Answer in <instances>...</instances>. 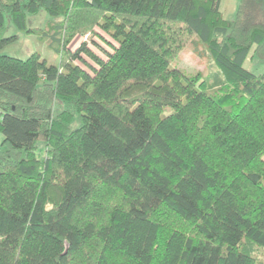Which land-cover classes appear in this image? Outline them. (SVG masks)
<instances>
[{
    "label": "trees",
    "instance_id": "16d2710c",
    "mask_svg": "<svg viewBox=\"0 0 264 264\" xmlns=\"http://www.w3.org/2000/svg\"><path fill=\"white\" fill-rule=\"evenodd\" d=\"M220 3L0 0L58 60L0 54V264H264V0Z\"/></svg>",
    "mask_w": 264,
    "mask_h": 264
},
{
    "label": "rangeland",
    "instance_id": "374dc122",
    "mask_svg": "<svg viewBox=\"0 0 264 264\" xmlns=\"http://www.w3.org/2000/svg\"><path fill=\"white\" fill-rule=\"evenodd\" d=\"M220 4V9L223 13L224 18L232 19L235 13L236 0H221ZM47 19H49L48 14H46L45 11H40L35 15H28L26 25L28 28H41L44 26ZM4 25L6 28V35L18 34L19 36L16 41L2 48L0 50V54L19 59H26L33 52L39 51L42 56L48 60V62L55 64L58 63L57 58L53 55V51L47 50L46 46L44 44H41L38 40V36H36L35 34H27L25 32L18 31L13 25L9 15H6L4 17ZM95 31H98L96 27L93 31L82 30L78 32L77 35L73 38V40L70 42L69 47L75 48L82 42L89 44L92 41H96V43H98L101 47H104L107 51H109V47L102 39L97 36L95 38ZM86 34L92 35L91 40H88L87 38L89 42H87V40L84 38V35ZM100 36H102L104 40L109 39L101 31ZM90 45L94 48V51L99 54L98 49L93 46V44H89V46ZM205 65L206 62L201 60L200 57L193 55L191 47L188 46L184 50H182L179 57L174 61V63L170 64V67L181 68L188 73H196L197 71L203 70V67ZM244 68L255 74H259L261 72H264V62H250L249 60H246L244 63ZM1 140L2 135L0 134V142ZM259 257L264 258V251H261Z\"/></svg>",
    "mask_w": 264,
    "mask_h": 264
},
{
    "label": "built area",
    "instance_id": "2783aa9c",
    "mask_svg": "<svg viewBox=\"0 0 264 264\" xmlns=\"http://www.w3.org/2000/svg\"><path fill=\"white\" fill-rule=\"evenodd\" d=\"M84 38L87 40V38H88V40H91L92 39V35L91 34H86V35H84ZM87 40V42H89Z\"/></svg>",
    "mask_w": 264,
    "mask_h": 264
},
{
    "label": "crops",
    "instance_id": "0c3cea01",
    "mask_svg": "<svg viewBox=\"0 0 264 264\" xmlns=\"http://www.w3.org/2000/svg\"><path fill=\"white\" fill-rule=\"evenodd\" d=\"M221 5V4H220ZM223 9H225V8H223ZM236 9V8H235ZM220 11H221V9H220ZM222 12V11H221ZM223 14V13H222Z\"/></svg>",
    "mask_w": 264,
    "mask_h": 264
}]
</instances>
